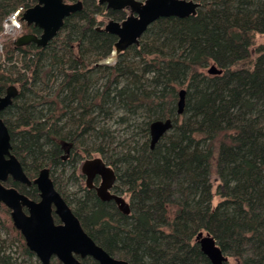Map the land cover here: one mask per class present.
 <instances>
[{
    "label": "trees",
    "instance_id": "trees-1",
    "mask_svg": "<svg viewBox=\"0 0 264 264\" xmlns=\"http://www.w3.org/2000/svg\"><path fill=\"white\" fill-rule=\"evenodd\" d=\"M195 1L196 14L157 18L110 63L101 61L117 37L96 28V15L123 13L96 0H82L44 46L5 38L0 94L10 84L18 93L0 116L25 174L50 167L83 228L111 255L133 264H212L195 241L203 231L236 264H264V46L254 41L264 32V0ZM35 2L0 0V31L17 5ZM29 31L40 30L23 22L21 33ZM210 63L222 72L205 73ZM167 117L171 128L150 148V122ZM102 118L126 124L132 138L117 140ZM93 152L115 169L128 214L89 189L71 199L61 189L67 165L72 177L74 163ZM5 184L38 198L34 184ZM0 264H41L2 202Z\"/></svg>",
    "mask_w": 264,
    "mask_h": 264
},
{
    "label": "water",
    "instance_id": "water-1",
    "mask_svg": "<svg viewBox=\"0 0 264 264\" xmlns=\"http://www.w3.org/2000/svg\"><path fill=\"white\" fill-rule=\"evenodd\" d=\"M106 1L107 7L125 8L129 14L121 19H109L103 29L116 35L112 54H118L132 44H137L147 26L159 17H186L196 14L199 2L195 0H100ZM82 8V1L36 0L27 7L21 19L27 25H33L40 32L22 33L13 41L16 46L35 43L44 46L63 25L65 17ZM207 72L220 74L222 68L211 64ZM18 93L13 84L0 94V112L7 108ZM185 89L179 90L177 113L184 109ZM172 119H154L149 124L150 148L171 128ZM81 171L86 175V184L92 185L95 174L101 176V183L96 187L97 195L103 199H113L118 209L128 214L129 203L120 195L109 192L115 179L113 168L100 156L86 158L81 164ZM28 184L34 183L39 199L35 200L14 186L4 182L8 178ZM0 202L10 210L14 227L22 234L26 246L34 252L41 264H50L52 257L62 264H82L75 256H91L99 264H132L126 259L111 256L97 244L83 229L77 215L72 211L62 195L55 189L50 177L49 167H42L32 180L25 174L18 158L11 152L10 134L7 125L0 116ZM53 213L59 222L55 223ZM195 241L212 264H224L228 256L223 253L215 238L208 232L198 231Z\"/></svg>",
    "mask_w": 264,
    "mask_h": 264
},
{
    "label": "rangeland",
    "instance_id": "rangeland-1",
    "mask_svg": "<svg viewBox=\"0 0 264 264\" xmlns=\"http://www.w3.org/2000/svg\"><path fill=\"white\" fill-rule=\"evenodd\" d=\"M96 18L97 20L99 21V23H97L98 26H104V24L107 22V17L105 15H96ZM149 26V25H148ZM147 26V27H148ZM3 37V36H1ZM6 38V37H5ZM3 38L1 41L3 43V40L5 39ZM6 40V39H5ZM254 41L256 43H259V44H262L264 46V32L263 33H256L254 35ZM6 42V41H5ZM4 47V45H3ZM3 49V48H2ZM113 50H114V47H113ZM3 51V50H2ZM2 51H0V53H2ZM117 54H111L109 56H107L106 58H104L101 62H104V63H110L112 62L114 59H115V56ZM2 56L0 54V60H2ZM212 63L208 64L206 67L202 68V70L209 74L207 72V69L208 67L211 65ZM186 95V94H185ZM178 99H179V92H178ZM178 102V100H177ZM184 104H185V101H184ZM176 113H177V107H176ZM105 125L107 128H109L111 131H113V135H115L117 137V140L119 141H126V139H131L132 136H131V133H130V129L127 127L126 124L124 123H121L119 122L118 119H104L102 118L101 119V123L100 125ZM168 131V130H167ZM166 131V132H167ZM165 132V133H166ZM164 133V134H165ZM138 138H141V136H135V140H137ZM72 151H70V158L73 156L72 155ZM96 156H100L98 153L96 152H93L91 153L89 156H84L82 158H80L76 163V175L80 172V166L83 162L84 159L86 158H92V157H96ZM61 170V168H60ZM70 172H72V166H70L69 164L67 165L66 167V170H65V175L62 177V184L60 185L61 189L64 190L67 195L69 196V198L71 199L72 197L75 196L74 193L80 195L82 193V188L84 187V178H74L73 176H69ZM10 178V177H9ZM5 183V182H4ZM211 183H212V186H211V192L213 194L212 196V205H216L218 203V201L220 200L219 198V195H217L216 191H217V186L219 185L220 183V180L219 178H217L216 176H211ZM127 196V195H126ZM37 257V256H36ZM229 263L230 264H236L233 260L232 257H229ZM40 261V260H39Z\"/></svg>",
    "mask_w": 264,
    "mask_h": 264
},
{
    "label": "flooded vegetation",
    "instance_id": "flooded-vegetation-1",
    "mask_svg": "<svg viewBox=\"0 0 264 264\" xmlns=\"http://www.w3.org/2000/svg\"><path fill=\"white\" fill-rule=\"evenodd\" d=\"M65 1V0H64ZM75 1H77V0H75ZM75 1H67V2H75ZM82 1V0H81ZM96 2H98L99 4H103L104 5V7H105V9L106 10H109V11H113V12H118V11H121L123 14V17L121 18V19H123V18H125L130 12H129V10H127V9H125V8H112V7H107V2L106 1H100V0H96ZM36 3V2H35ZM19 5H22L23 6V11L27 8L24 4H19ZM23 13V12H22ZM121 15V16H122ZM108 19H107V21L109 20V19H114L113 17H111V16H109V15H105ZM121 19H118V20H121ZM114 20H117V19H114ZM24 21H22V23H23ZM25 23V22H24ZM26 24V23H25ZM106 24V23H105ZM104 24V25H105ZM33 26V25H32ZM34 27H36V26H34ZM103 27L104 26H96V28L97 29H103ZM36 28H38V27H36ZM39 29V28H38ZM21 30H22V26H21ZM40 30V29H39ZM104 30V29H103ZM29 32H32V31H29ZM29 32H23V33H29ZM40 32V31H39ZM33 33H35V32H33ZM110 33V32H109ZM22 34V33H21ZM38 34V33H37ZM113 34V33H112ZM115 35V34H114ZM116 36V35H115ZM70 151H71V148H70V146L69 145H66L65 146V148H64V152L66 153V155H70ZM101 157V156H100ZM62 158H64V159H66V156L64 155H62ZM102 158V157H101ZM103 159V158H102ZM104 160V159H103ZM105 161V160H104ZM106 162V161H105ZM75 164V169L74 170H76V165H77V163H74ZM108 165H110V164H108ZM111 166V165H110ZM45 167V166H44ZM48 167V166H47ZM112 167V166H111ZM113 168V167H112ZM41 169V168H40ZM39 169V170H40ZM113 170H114V173H115V176H116V171H115V169L113 168ZM49 171H50V177H51V170H50V167H49ZM39 172V171H38ZM37 176V175H36ZM35 176V177H36ZM34 177V178H35ZM73 177L76 179V178H84V187L82 188V190H86V189H89V190H91L92 192H93V194H95V196H97V198L100 200V201H103V202H110V203H113V205H114V207L119 211V212H121L119 209H118V207H117V204L115 203V201L113 200V199H106V200H103V199H101L98 195H97V193H96V187L97 186H99L100 185V183H101V176L99 175V174H95L94 176H93V178H92V185L91 186H88L87 184H86V175L84 174V173H82V171H81V166H80V172L76 175V171H74V174H73ZM33 179V178H32ZM31 179V180H32ZM51 179H52V181H53V178L51 177ZM115 182H116V177H115V179H114V181H113V184H112V186L108 189L109 190V192L110 193H113V194H117V195H120V196H122L128 203H129V206H130V202H129V196H126V194L124 193V191H117L116 189H115V187H114V185H115ZM22 184H24V183H22ZM31 184H34V183H31ZM53 184H54V181H53ZM25 185H28V184H25ZM35 185V184H34ZM36 186V185H35ZM54 187H55V184H54ZM37 188V187H36ZM55 189L57 190V188L55 187ZM38 190V189H37ZM58 192H59V190H57ZM60 194H61V192H59ZM27 195V194H26ZM62 195V194H61ZM30 197V196H29ZM62 197L64 198V196L62 195ZM39 199V195H38V198L37 199H35V200H38ZM65 199V198H64ZM65 201L67 202V200L65 199ZM67 204L71 207V209H72V206L67 202ZM72 211H73V209H72ZM74 212V211H73ZM122 213V212H121ZM124 214V213H123ZM53 216H54V221H55V223H58L59 222V219H58V217L53 213ZM78 217V216H77ZM80 220V219H79ZM81 222V221H80ZM82 225V224H81ZM83 227V226H82ZM84 229V228H83ZM85 230V229H84ZM86 231V230H85ZM87 232V231H86ZM88 234V233H87ZM93 239V238H92ZM94 240V239H93ZM95 241V240H94ZM101 246V245H100ZM103 248V247H102ZM104 249V248H103ZM110 254V253H109ZM111 255V254H110ZM81 262H82V264H92L91 263V261H89V259L88 258H92L91 256H85V257H80L79 255H75ZM111 256H113V255H111ZM113 257H116V256H113ZM116 258H121V257H116ZM94 261H96V264H99V262L97 261V260H95L94 258H92ZM123 259V258H122ZM128 261V260H127ZM227 261V260H226ZM129 262V261H128ZM131 263V262H130ZM133 264V263H132Z\"/></svg>",
    "mask_w": 264,
    "mask_h": 264
},
{
    "label": "built area",
    "instance_id": "built-area-1",
    "mask_svg": "<svg viewBox=\"0 0 264 264\" xmlns=\"http://www.w3.org/2000/svg\"><path fill=\"white\" fill-rule=\"evenodd\" d=\"M23 12V6L17 5L2 21V28L0 31V51L2 50V37H15L21 31V13Z\"/></svg>",
    "mask_w": 264,
    "mask_h": 264
}]
</instances>
